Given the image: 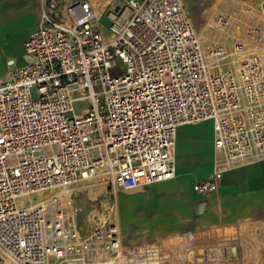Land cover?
Masks as SVG:
<instances>
[{
    "label": "built area",
    "instance_id": "built-area-1",
    "mask_svg": "<svg viewBox=\"0 0 264 264\" xmlns=\"http://www.w3.org/2000/svg\"><path fill=\"white\" fill-rule=\"evenodd\" d=\"M105 13L107 32L91 0H42L24 65L0 80V264H259L264 222L129 243L115 211L86 226L92 205L63 192L94 178L89 190L116 200L174 179L177 129L202 121L214 157L195 195L264 157L255 6L223 0L202 31L183 0H126Z\"/></svg>",
    "mask_w": 264,
    "mask_h": 264
},
{
    "label": "crops",
    "instance_id": "crops-1",
    "mask_svg": "<svg viewBox=\"0 0 264 264\" xmlns=\"http://www.w3.org/2000/svg\"><path fill=\"white\" fill-rule=\"evenodd\" d=\"M212 1L214 5L213 14L219 9L223 0ZM249 1L255 6L258 19L260 23L264 25V0ZM41 4L42 0H0V42L3 41L6 26L24 23V31L26 32V38L22 48L24 56V43L38 25ZM186 9L188 10L187 7ZM24 63L25 61L22 62L21 66H23ZM15 70L16 68L8 70V78ZM206 122H210L211 124V131L207 138L208 153H206L204 157H198V161L191 165L178 164L175 160L176 177L172 180L184 176L188 178L190 182L188 187L191 194L190 199L185 200V197L178 193L167 194L165 201L163 203L160 201V205L155 207L157 211H160L156 213L157 220L150 229L151 233L147 236V239L160 238L192 230L207 231L214 229L216 231L223 230L227 233H231L232 227L236 224L245 222H264V157L224 173L219 182L217 191L213 194L206 196L196 195L198 196L196 197L192 192V184L196 180L209 177L212 171L214 157L212 122L208 120L194 125L180 126L176 133V145L174 149L175 158L177 157V138L180 136V133L186 132L187 134H192V136H194L193 138H195L198 126ZM196 168L204 169L201 170V173L194 174L192 171ZM153 185H151L152 188L149 194L145 196L152 195V197H154L152 200H155L156 194H154ZM76 196H78L80 200H77L74 204L87 202L82 200L83 197L79 195ZM171 199H176V202L173 204L168 203ZM169 209H173L174 218L167 219L165 217L167 214L162 212ZM135 218L138 217L135 216ZM187 221L188 226L185 225ZM134 222L138 223L136 221ZM139 223L142 224L143 222L140 221ZM122 227L127 242L139 243L146 240L143 235L127 233L126 227ZM252 254L253 256H251V259H256L259 261V264H264V242H262L258 248H255Z\"/></svg>",
    "mask_w": 264,
    "mask_h": 264
},
{
    "label": "rangeland",
    "instance_id": "rangeland-1",
    "mask_svg": "<svg viewBox=\"0 0 264 264\" xmlns=\"http://www.w3.org/2000/svg\"><path fill=\"white\" fill-rule=\"evenodd\" d=\"M94 4L98 14L102 16L100 18V25L103 26L105 32L108 31V27L111 24L110 19L106 16L105 10L110 3H123L126 0H91ZM185 6L188 8L189 14L196 28L199 31L204 29L205 24L208 22L213 12L212 0H184ZM24 23L8 25L5 27L3 41L0 42V79L8 78L9 69L19 68L22 62L25 61L22 48L23 42L26 38V32L24 31ZM211 131L210 122L202 123L196 130V136L187 134L186 132L180 133L177 138V148L175 158L179 164H194L198 161V157L205 156L208 153L207 138ZM175 151V150H174ZM204 168H196L192 172L194 174L201 173ZM191 175V173H190ZM189 180L187 177H180L175 180H167L153 185L154 194H156V201L152 200V195L149 194L152 186L142 187L136 191H131L125 195L118 196L116 200H109L107 198H101L95 196V192L89 190L90 187L97 185L94 178L87 180H79L73 185L68 187L69 196L76 202L79 195L83 197L82 200L91 204L92 208L89 214L83 218L85 225L89 223L101 225L100 222L113 220L112 211L116 212V218L120 225L126 227L127 233H137L143 235L147 240V236L151 233L150 229L154 226V222L157 220L155 209L165 201L167 194L178 193L185 197V200L190 199L191 194L189 191ZM50 192H44L36 194L32 197L31 202L35 203L47 196ZM196 196V195H195ZM88 197V198H87ZM198 197V196H196ZM164 199V200H163ZM180 199V198H179ZM184 200V199H183ZM176 199H171L168 203H175ZM165 204V203H164ZM174 207V206H173ZM171 207V208H173ZM178 207V206H177ZM112 209V210H111ZM174 209V208H173ZM173 209L164 210L163 213L167 214V219L174 218ZM110 216H109V214ZM182 214V213H181ZM137 216L138 218H135ZM133 218V219H132ZM182 218V217H181ZM188 220V219H187ZM134 221L138 222L135 223ZM143 222L140 224L139 222ZM188 226V221L185 223Z\"/></svg>",
    "mask_w": 264,
    "mask_h": 264
},
{
    "label": "bare ground",
    "instance_id": "bare-ground-1",
    "mask_svg": "<svg viewBox=\"0 0 264 264\" xmlns=\"http://www.w3.org/2000/svg\"><path fill=\"white\" fill-rule=\"evenodd\" d=\"M175 140H176V138H175ZM175 145H176V142L174 143V149H175ZM63 192H68L69 193V190L68 189H66L65 191H63Z\"/></svg>",
    "mask_w": 264,
    "mask_h": 264
},
{
    "label": "water",
    "instance_id": "water-1",
    "mask_svg": "<svg viewBox=\"0 0 264 264\" xmlns=\"http://www.w3.org/2000/svg\"><path fill=\"white\" fill-rule=\"evenodd\" d=\"M129 193V192H128Z\"/></svg>",
    "mask_w": 264,
    "mask_h": 264
}]
</instances>
